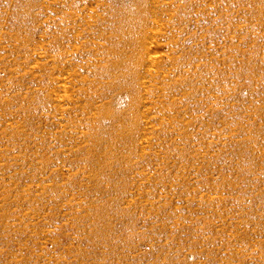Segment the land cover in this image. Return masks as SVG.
Wrapping results in <instances>:
<instances>
[{
  "label": "rangeland",
  "instance_id": "obj_1",
  "mask_svg": "<svg viewBox=\"0 0 264 264\" xmlns=\"http://www.w3.org/2000/svg\"><path fill=\"white\" fill-rule=\"evenodd\" d=\"M0 264H264V0H0Z\"/></svg>",
  "mask_w": 264,
  "mask_h": 264
}]
</instances>
